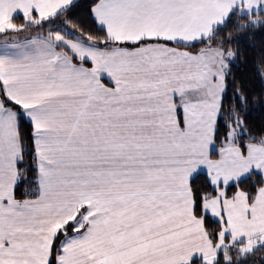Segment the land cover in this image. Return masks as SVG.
<instances>
[{
  "label": "crops",
  "instance_id": "0c3cea01",
  "mask_svg": "<svg viewBox=\"0 0 264 264\" xmlns=\"http://www.w3.org/2000/svg\"><path fill=\"white\" fill-rule=\"evenodd\" d=\"M74 1L0 0V31L17 14L47 18ZM250 1L99 0L92 12L108 38L138 45L98 48L60 33L0 43L4 89L34 126L41 188L38 198L14 196L18 114L0 99V264H49L58 229L83 206L78 195L84 229L63 242L58 264L216 261L221 238L213 242L195 215L190 180L207 172L224 188L264 175V144L245 151L230 144L210 158L219 107L208 105L213 86L225 85L224 54L171 43L203 39ZM61 159L69 167L61 170ZM62 174L75 176L79 193L68 181L51 182ZM223 188L213 197L220 205L211 211L206 200L203 210L223 222L225 242L244 248L264 238V186L251 201L242 190L228 198ZM129 192H136L133 215L125 211L134 207L124 200ZM149 204L156 213L140 215Z\"/></svg>",
  "mask_w": 264,
  "mask_h": 264
},
{
  "label": "trees",
  "instance_id": "16d2710c",
  "mask_svg": "<svg viewBox=\"0 0 264 264\" xmlns=\"http://www.w3.org/2000/svg\"><path fill=\"white\" fill-rule=\"evenodd\" d=\"M99 0H75L69 6L47 18L36 12L30 15L13 16L0 31V43L21 40L30 36L51 38L56 33L98 48H110L118 45L133 47L136 44L120 43L108 38L93 15V6ZM141 43V42H139ZM171 43V42H169ZM192 51L203 48H218L231 52L233 58L225 66V87L221 96L219 114L213 135L211 158L219 156L220 150L228 145L233 127L241 124L243 133L234 143L245 151L249 144H264V10L252 14L233 11L227 19L203 39L192 44H175ZM66 54L76 62L80 60L63 46ZM85 64H89L84 61ZM0 99L2 103L17 112L18 134L21 145V157L17 163L18 181L14 187V196L18 201L38 198L41 194L37 150L32 122L23 113L22 107L6 93L0 79ZM180 122L182 114L178 112ZM264 186V175L252 172L245 178L224 187L226 197H232L242 190L251 201ZM190 191L194 200V213L203 220L206 232L213 242L218 241L223 222L214 219L203 210V202L218 194L223 186H215L206 172L196 174L190 180ZM82 206L77 215L63 224L57 231L52 244L49 264H58L63 242L78 231L84 229L79 222L85 213ZM230 240L227 236L226 240ZM244 242H233L218 254L213 264H264V246L250 252L243 251ZM191 264H205L195 258Z\"/></svg>",
  "mask_w": 264,
  "mask_h": 264
},
{
  "label": "rangeland",
  "instance_id": "374dc122",
  "mask_svg": "<svg viewBox=\"0 0 264 264\" xmlns=\"http://www.w3.org/2000/svg\"><path fill=\"white\" fill-rule=\"evenodd\" d=\"M264 10V0H251L246 6H245V8L243 9V12L244 13H250V14H252L254 11H256V12H259V11H263ZM216 49H218V48H216ZM219 50H221V52H222V54H224V58H225V64L227 65L228 63H229V61L233 58V55H232V53L231 52H226V51H223L222 49H219ZM213 86V85H212ZM221 85H217V84H215L214 86H213V88L212 89H214L213 90V93H212V95H210V97H211V101H210V104L208 105L210 108L212 107V106H214V108L215 109H217L218 107H220V103H221V96H222V93H223V90H224V87H225V85L224 86H222V87H220ZM212 99H213V101H212ZM212 102H213V105H212ZM219 109V108H218ZM218 112H219V110H218ZM217 118H218V116H217ZM217 120V119H216ZM215 126H216V123H215ZM241 133H243V128L241 127V124L239 125H237L236 127H233V129L231 130V132H230V134H229V138H228V145H230V144H235L234 143V137H237V139H238V137H239V135L241 134ZM237 143V142H236ZM227 146V145H226ZM206 147H207V144H206ZM212 148H213V146H212ZM212 148H210V146H208V151L210 152V155H211V151H212ZM224 149V147L220 150V151H222ZM210 158H211V156H210ZM218 158V157H217ZM217 158H215V159H217ZM212 159V158H211ZM70 161L71 160H64V159H61V160H56V165H59V166H61V170L62 169H65L64 167H69V165H70ZM207 173V172H206ZM208 174V173H207ZM75 176H73V174H67V175H64V174H62V175H57V176H54V175H52V179H51V182L52 183H54L55 181H57L59 184H60V182H62V184L63 183H66L67 181H68V185H69V187L70 188H72V184H75V191H77L78 192V187H79V184H77L76 182H75ZM107 182V181H106ZM103 183H104V181H103ZM108 183V182H107ZM109 184H112L110 181H109ZM215 185V184H214ZM229 185V184H228ZM163 186H165V184H160V189H162V187ZM215 186H217V187H219V185H215ZM110 189H112V185H110V188H109V190ZM222 188H220V190H221ZM224 189V188H223ZM79 193V192H78ZM84 193V192H83ZM104 193H102V194H98V196H102ZM126 195V194H125ZM142 195H144V194H142ZM127 198L126 199H124L125 201H128V202H130L129 204H127V205H133L134 207H131V209H129V210H125V211H127V212H129L130 214H136V192H129L128 193V195L126 196ZM77 199H78V202H81V205H83L84 206V204H85V200H84V196H77ZM138 201H139V199H137ZM206 200H211V201H206ZM205 201L206 202H209V203H207L208 204V206H206V208L207 209H211V211H212V209H213V206L215 207V205H216V203H215V201H217V202H219V205H220V198L219 197H217L216 199H214L213 197L212 198H209V199H206ZM150 206H151V204H149V206L148 205H145V208H143L142 209V211H141V213L142 214H140V215H142V216H146V213L147 212H149L150 211ZM87 207H89V204H87ZM123 207V206H122ZM149 208V211L147 210ZM156 213V211H150V215L152 216V215H154ZM214 215H217V212H214ZM83 216H84V214H83ZM82 216V217H83ZM141 216V217H142ZM219 235H220V238H221V240H220V243H219V245H218V248L219 249H223V248H227V247H229L230 246V244L231 243H226L225 242V239H224V236L226 235V232L223 230V231H221L220 233H219ZM247 245H246V247H244V248H242V250L243 251H247V252H250V251H252V250H254V249H256V248H259V247H261V246H264V238H261V239H259V240H252V241H248L247 243H246ZM221 251V250H220ZM213 261H211V262H208V263H210V264H213L212 263Z\"/></svg>",
  "mask_w": 264,
  "mask_h": 264
}]
</instances>
